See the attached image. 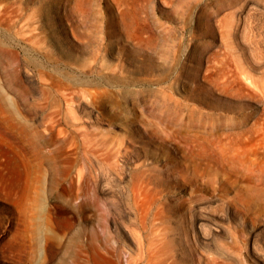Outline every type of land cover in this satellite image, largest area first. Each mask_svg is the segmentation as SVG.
Instances as JSON below:
<instances>
[{
	"label": "rangeland",
	"instance_id": "1",
	"mask_svg": "<svg viewBox=\"0 0 264 264\" xmlns=\"http://www.w3.org/2000/svg\"><path fill=\"white\" fill-rule=\"evenodd\" d=\"M136 259L264 264V0H0V264Z\"/></svg>",
	"mask_w": 264,
	"mask_h": 264
},
{
	"label": "bare ground",
	"instance_id": "2",
	"mask_svg": "<svg viewBox=\"0 0 264 264\" xmlns=\"http://www.w3.org/2000/svg\"><path fill=\"white\" fill-rule=\"evenodd\" d=\"M122 143V142H121ZM121 148V147H120ZM120 150V149H119ZM115 159H116V157H115ZM143 179V178H142ZM141 179V180H142ZM136 191V195L137 194H139V193H141L138 189H136L135 190ZM104 232V231H103ZM104 238H106V237H104ZM106 240V239H105ZM103 246V245H102ZM104 247V246H103ZM161 247V246H160ZM107 248V247H106ZM153 249V248H152ZM158 249V248H157ZM110 250V249H109ZM155 250H156V248H155ZM157 251V250H156ZM155 252V251H154ZM158 254V253H157ZM159 255V254H158ZM179 258V257H178ZM185 260V259H184ZM130 261V260H129ZM140 261L141 260H138V259H136V260H134V261H132V263L131 264H139L140 263ZM150 261V260H149ZM152 261H153V259H152ZM150 263V262H149ZM128 264V263H127ZM162 264H164V263H162ZM168 264H175V261H172L171 263H168Z\"/></svg>",
	"mask_w": 264,
	"mask_h": 264
}]
</instances>
